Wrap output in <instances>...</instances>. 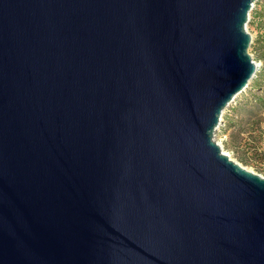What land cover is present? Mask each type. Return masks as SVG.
<instances>
[{"label":"water","instance_id":"obj_1","mask_svg":"<svg viewBox=\"0 0 264 264\" xmlns=\"http://www.w3.org/2000/svg\"><path fill=\"white\" fill-rule=\"evenodd\" d=\"M258 1L0 0V264H264L216 141Z\"/></svg>","mask_w":264,"mask_h":264},{"label":"rangeland","instance_id":"obj_2","mask_svg":"<svg viewBox=\"0 0 264 264\" xmlns=\"http://www.w3.org/2000/svg\"><path fill=\"white\" fill-rule=\"evenodd\" d=\"M250 54L259 67L249 87L225 111L216 141L241 167L264 177V0L251 11Z\"/></svg>","mask_w":264,"mask_h":264},{"label":"bare ground","instance_id":"obj_3","mask_svg":"<svg viewBox=\"0 0 264 264\" xmlns=\"http://www.w3.org/2000/svg\"><path fill=\"white\" fill-rule=\"evenodd\" d=\"M257 67H259V65H257ZM219 145H220V143H219Z\"/></svg>","mask_w":264,"mask_h":264},{"label":"trees","instance_id":"obj_4","mask_svg":"<svg viewBox=\"0 0 264 264\" xmlns=\"http://www.w3.org/2000/svg\"><path fill=\"white\" fill-rule=\"evenodd\" d=\"M263 60H264V54H263Z\"/></svg>","mask_w":264,"mask_h":264},{"label":"built area","instance_id":"obj_5","mask_svg":"<svg viewBox=\"0 0 264 264\" xmlns=\"http://www.w3.org/2000/svg\"><path fill=\"white\" fill-rule=\"evenodd\" d=\"M223 123V122H222ZM221 126H222V124H221Z\"/></svg>","mask_w":264,"mask_h":264}]
</instances>
